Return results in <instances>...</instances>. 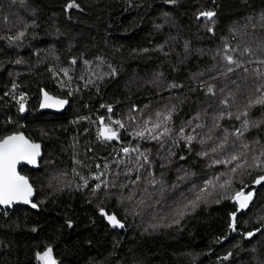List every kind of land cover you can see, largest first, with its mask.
I'll return each instance as SVG.
<instances>
[{"label": "trees", "instance_id": "obj_1", "mask_svg": "<svg viewBox=\"0 0 264 264\" xmlns=\"http://www.w3.org/2000/svg\"><path fill=\"white\" fill-rule=\"evenodd\" d=\"M66 3L68 0H23V4L21 0H0V17L14 11L27 24L21 28L25 35L12 41L9 37L16 32L0 18V137L22 132L41 145L37 169L21 170L36 190L32 203L38 207L0 208V264H40L35 253L48 246L58 264H264V235L243 236L254 228L264 233V215L260 214L264 211V187L252 184V176L229 174L233 191L243 185H247L246 192L254 190L249 207L237 213L236 231L228 227L229 213L236 211L234 202L222 199L216 203L218 188L209 189L207 202L189 210L178 224L167 225L160 221L154 226L144 222L138 226L136 219L128 222L117 202L105 198L115 183L116 187L129 186V192L141 189V197L157 203L164 198L182 200L184 189H192L193 184L203 187L204 180L227 171V165L212 163L223 159V154L209 149L223 138V129L234 133L240 127L241 121L227 113L242 114L249 100L259 95L256 87L260 81L251 74L255 64L245 65L249 68L247 77L242 69L220 75L226 71L221 50L227 42L239 50L251 48L254 55L246 59H264V27L260 23L264 0H177L175 4L165 0H76L80 9L65 12ZM201 11H213L215 16L211 21L197 19ZM209 27L212 33L207 31ZM17 41L21 46L15 45ZM47 50L52 56L46 59ZM85 60L90 63L85 64ZM109 65L116 70L114 75H109ZM61 69H67L68 76ZM151 75L159 78L161 86L144 82ZM136 78L141 82L133 83ZM88 80L92 82L86 85ZM199 81L213 83L215 97L206 95ZM172 84L177 87H170ZM41 89L68 102L62 108H40ZM69 90L71 96L67 95ZM21 92L27 97L23 112L18 104ZM169 92L173 100L167 99L171 104L162 107ZM224 98L228 105L220 104ZM101 105H111V112ZM169 110L171 120L160 131L168 127L172 132L162 141L131 135L143 129L144 120L156 121V112L162 119ZM219 112L225 113L218 121L220 127L209 133ZM198 113L199 119H194ZM99 117H105V123L109 117L121 120L127 132L120 129L118 140L98 141ZM262 117L264 107L257 106L248 118L257 121ZM201 124L204 127H197ZM181 126L185 135L196 137L190 146L180 139ZM244 136L264 144V127H250ZM202 138L204 145L199 143ZM233 139L230 136L229 142ZM173 140L178 143L173 145ZM138 145L140 152L149 150L150 161L139 169L144 185L140 188L138 181L131 183L137 175L139 153L120 151ZM169 148L174 156L168 155ZM200 151L209 154L198 156ZM162 155L165 167L158 171L162 168L157 158ZM117 160L123 163H114ZM139 162L144 163L143 157ZM180 168L190 174L183 180L178 177L185 173L175 172ZM147 171L151 173L145 174ZM58 172L67 185H47L48 173ZM96 176L107 181L109 188L101 185L93 193L100 182ZM81 177L87 180L84 187H80ZM153 179L154 184L149 182ZM97 206L115 214L125 225L123 230L111 229Z\"/></svg>", "mask_w": 264, "mask_h": 264}, {"label": "snow or ice", "instance_id": "obj_2", "mask_svg": "<svg viewBox=\"0 0 264 264\" xmlns=\"http://www.w3.org/2000/svg\"><path fill=\"white\" fill-rule=\"evenodd\" d=\"M168 4H175L177 0H165ZM12 3H16V0H12ZM21 4H23V0H21ZM70 9H80V5L76 3V0H68V3L64 5V11L68 12ZM165 16H168V13H164ZM215 16L213 11H201L197 15V19L200 17H204L205 19L211 21ZM251 19V18H249ZM7 20V17H5ZM34 23V22H33ZM260 23L261 27H264V12L260 14ZM27 24H25V28ZM255 27V25H253ZM208 32L212 33L213 29L209 27L207 29ZM25 35L24 31H18L15 36L9 37L10 40L16 41L20 40ZM185 49H188V42H185ZM221 59L225 61L224 67L226 69L225 72L220 73V75H226L227 73H235L237 69H242L245 77L249 73V68L245 65L255 64V67L252 68V76H254L260 83L256 87V92L259 93L254 99L249 100L248 104L245 106L244 112L233 114L232 112L227 113L228 116L235 115V119L241 121L240 127L235 128V132H230L228 129H223V138L216 143L209 151L213 154L221 153L223 154V159L217 158L212 161L213 164H222L227 165V171L221 173L218 177H213L203 181V187L193 184V189L196 190V194H194L192 199H188L186 203H182L175 210V217L172 223L178 224L180 219H182L189 210L194 211L201 203H206L208 198L211 196V192L209 189L215 191L217 188L220 190V198L216 199V203H220L222 199H228L234 202V206L236 207V211L229 213L230 223L228 227L231 231H236L237 229V213L243 209L249 207L250 201H252L254 196V190L245 191L244 188L247 185H243L239 190L233 191V178L231 174H235L240 172L241 175L247 174L248 176H252L251 183L254 185H261L264 187V144L260 142L258 139H254L252 141H248L244 133L249 130V128H260L264 127V117L257 121H252L248 117L250 116L251 110L257 106L264 107V59H257L255 61L251 59H246V57H250L254 55L251 48L244 47L243 50H239L238 48H232L229 46L227 42L223 43V49L221 50ZM239 52V55H234ZM97 60H100L101 57H96ZM19 63V61H17ZM77 61L75 58L72 60V64H75ZM85 64H89L90 61L85 60ZM109 75L115 74V69L111 68ZM51 71V70H50ZM65 76H68L67 69H61ZM55 75V73H54ZM102 79L101 77H98ZM71 77H69V80ZM83 79V76L81 77ZM211 80H215L216 77H210ZM91 80L86 81V85L91 83ZM13 89L17 87L15 83L12 85ZM61 87H64V84H61ZM170 87H177V85L172 84ZM199 87L206 88V95L211 97H215L216 90L213 83H208L205 81H199ZM223 93L224 89L221 88L219 90ZM43 99L40 101V108H62L68 101L66 99H60L57 97L50 96L47 91L41 89ZM73 93L71 90L68 91L67 95L71 96ZM26 94L21 92L18 104L19 111L23 112L25 110L24 101L26 100ZM13 99H17L15 95H13ZM220 104L228 105V99H221ZM101 107H107L108 111L111 112V105H101ZM147 107V106H146ZM224 112H219L213 117L212 127L209 129V133H212L216 128L220 127L218 123L224 117ZM156 121H153L151 118L144 120V127L142 130H134L131 135L138 139H150L155 141H162L166 136H168L172 129L168 127L163 128V132L160 131L161 127L169 120H171V110H169L168 115L163 116L161 119V113L156 112ZM243 117V118H242ZM130 120L134 119V117L129 116ZM81 119H88L87 117H83ZM194 119H199V113ZM99 125L97 128L96 136L97 140L100 142L114 141L120 138V129H127L121 120H111L108 118V123H105V117H99ZM191 123V121H189ZM151 127H148V125ZM115 125V127H113ZM197 127H204V125H197ZM87 131V129H85ZM180 139L186 142V146H190L192 141L196 139L193 135H185L184 127L181 126L179 129ZM234 136L235 139L229 142V137ZM208 139L211 140L212 136L209 135ZM178 142L173 140V145H176ZM199 143L201 145L205 144V139H200ZM164 143L160 144V147H164ZM41 145L39 143L33 142L32 140L25 137L22 132H14L9 135H5L0 137V205L11 206L14 203L22 202L24 204H31L33 209L37 208L38 205L36 203L31 202V197L33 196V186L29 182L28 177L21 175L17 171V165L20 162H26L29 165H35L37 163V158L41 155L40 152ZM120 151L124 154H128L130 152H137L139 156L137 157V175L135 180L131 183L135 184L137 181L141 180V175L139 174V169L144 167V164L150 163L149 155L147 154L149 150H145L144 152H140V146L138 145L135 148L130 147H122ZM189 151L191 148L189 147ZM208 152L200 151L197 153L198 156L207 157ZM169 156H174L175 153L171 148L168 150ZM139 157H143L144 163L139 162ZM180 159H184V157H180ZM114 163L122 164V160H117ZM109 165L106 163L104 165L105 170H107ZM99 169V165H97ZM75 172V169H73ZM253 173L255 175L253 176ZM127 175V173L125 174ZM190 175L185 172L184 177H178V179L183 180L185 177ZM194 175V174H191ZM227 177V178H225ZM83 181V184L80 187H84L87 185V180L84 177L80 178ZM96 180L100 182L95 185L93 188V193L96 192L97 189L101 188V185L104 186L105 189L109 188V183L105 180H101L99 176L95 177ZM223 181L222 183L220 181ZM150 183H156L153 179L149 181ZM243 184V181H241ZM111 187H116L115 183L111 184ZM121 188H124L125 185L121 184ZM123 199V198H121ZM126 199L131 200L132 194L130 193ZM186 199V198H185ZM141 204L144 203L143 200L140 201ZM99 214L102 218L106 219L108 223L113 227L124 228L125 225L121 222L120 219L117 218L115 214H108L103 206H97ZM264 219V218H262ZM68 227L72 226V222H67ZM262 227H264V223H262ZM32 231H36L35 228ZM254 233H261V228H254L253 231H247L243 233L245 237H253ZM231 255V253H229ZM35 258L40 264H58L57 260L53 256V249L51 246L46 247L42 252H36ZM228 257L226 256L225 259Z\"/></svg>", "mask_w": 264, "mask_h": 264}, {"label": "rangeland", "instance_id": "obj_3", "mask_svg": "<svg viewBox=\"0 0 264 264\" xmlns=\"http://www.w3.org/2000/svg\"><path fill=\"white\" fill-rule=\"evenodd\" d=\"M5 17H7L6 20V26L7 28H9V30L11 31H15L16 33L18 31H21L22 26H24L26 19L23 20L17 12H7L6 14H3L0 18L1 20H5ZM13 25V26H11ZM11 26V27H10ZM20 26V27H19ZM6 36V34H5ZM18 43L15 45H19L21 46V42L17 41ZM13 44V43H12ZM14 45V44H13ZM48 52H46L44 54V56L47 59V56H52V53L50 50H47ZM44 50L40 51V54H43ZM49 53V54H48ZM35 54H37L35 52ZM86 66V65H84ZM141 79L140 78H136L133 80V83H138ZM150 81V82H154V86L157 87L161 86V82H159V78L156 75H151L148 76L146 78H144V82L145 81ZM141 82V81H140ZM157 89V88H156ZM171 94V92L167 93L166 96V101L163 102L162 107L166 106L168 104H171V102L167 101L168 100H173L172 95H168ZM138 118V117H137ZM163 157H165V155H162V157L157 158L160 166L159 168L165 167V163L162 161ZM167 163V162H166ZM164 164V165H163ZM168 165V164H166ZM141 170V168H140ZM163 170L159 169L158 171ZM176 173H185L183 171V169H175ZM145 174L151 173L150 171L144 172ZM144 174V177H145ZM139 183V188L142 185L141 180L138 181ZM146 183V182H145ZM67 185L64 182V178L61 172L58 173H48V180H47V185L52 186L53 188H57L60 187L62 185ZM191 188H187L184 189L183 192L185 194L184 198L181 200H172V198H164L162 201H160L159 203H157L155 201H151V200H146L143 197H141V189L137 190L135 189L129 192V186L128 187H124L121 188L120 185L119 187H113L112 191H110L109 193H105L106 196L105 198L107 200H114L117 202L118 206L121 208V214H122V218H124L125 220H127L128 222L131 221L133 222V219H136L138 221L137 225L140 226L141 224L144 223H152V225H156V223L160 222L162 224H169L173 221L174 217H175V210L177 209V207L179 205H181L182 203H186L188 199H192V197H190L193 194H196V191L192 190L189 191ZM159 190V189H157ZM132 194V199L128 200L126 199V197H128L129 194ZM142 194L144 195V192H142ZM145 195H151V193L146 192ZM190 197V198H189ZM123 198V199H121ZM186 198V199H185ZM143 200L144 203L141 204L140 201ZM261 216L264 215V211L262 213H260Z\"/></svg>", "mask_w": 264, "mask_h": 264}, {"label": "water", "instance_id": "obj_4", "mask_svg": "<svg viewBox=\"0 0 264 264\" xmlns=\"http://www.w3.org/2000/svg\"><path fill=\"white\" fill-rule=\"evenodd\" d=\"M26 137V136H25ZM27 138V137H26ZM29 139V138H28ZM40 152H41V150H40ZM40 157H41V155L37 158V163L35 164V165H29V164H27L26 162H20L18 165H17V171L21 174V175H24V174H22L21 173V170L23 169V168H29V169H37V166H38V163H39V160H40ZM25 176V175H24ZM27 177V176H26ZM29 179V178H28ZM30 182V181H29ZM33 196L30 198L31 199V202L33 201V199H34V197H35V194H36V190H35V188L33 187ZM22 206V207H28V206H30L31 204H24V203H22V202H17V203H14L13 205H11V206H4V205H0V208L1 209H4V210H8V209H11V208H13V207H15V206ZM111 215V214H110ZM105 221H106V223L110 226V228L111 229H114V230H123V228H118V227H113V226H111L109 223H108V221L105 219ZM255 234H257V233H254V235ZM246 238H251V237H246Z\"/></svg>", "mask_w": 264, "mask_h": 264}]
</instances>
